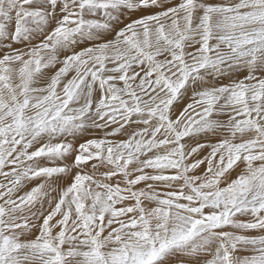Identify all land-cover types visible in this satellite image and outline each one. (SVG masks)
<instances>
[{
    "label": "snow or ice",
    "instance_id": "6c2138e0",
    "mask_svg": "<svg viewBox=\"0 0 264 264\" xmlns=\"http://www.w3.org/2000/svg\"><path fill=\"white\" fill-rule=\"evenodd\" d=\"M0 264H264V0H0Z\"/></svg>",
    "mask_w": 264,
    "mask_h": 264
}]
</instances>
